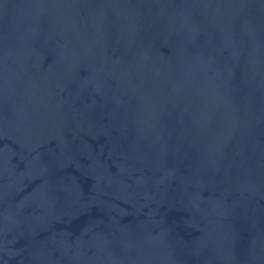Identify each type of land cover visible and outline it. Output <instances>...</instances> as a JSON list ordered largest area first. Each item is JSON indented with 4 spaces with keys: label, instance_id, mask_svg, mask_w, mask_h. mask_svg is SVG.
Masks as SVG:
<instances>
[{
    "label": "water",
    "instance_id": "1",
    "mask_svg": "<svg viewBox=\"0 0 264 264\" xmlns=\"http://www.w3.org/2000/svg\"><path fill=\"white\" fill-rule=\"evenodd\" d=\"M0 264H264V0H0Z\"/></svg>",
    "mask_w": 264,
    "mask_h": 264
}]
</instances>
